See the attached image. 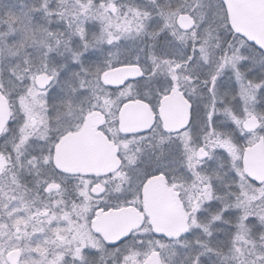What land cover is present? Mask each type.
<instances>
[{"label":"snow or ice","instance_id":"snow-or-ice-1","mask_svg":"<svg viewBox=\"0 0 264 264\" xmlns=\"http://www.w3.org/2000/svg\"><path fill=\"white\" fill-rule=\"evenodd\" d=\"M0 264H264V0H0Z\"/></svg>","mask_w":264,"mask_h":264}]
</instances>
